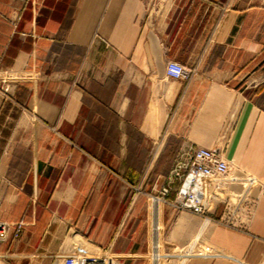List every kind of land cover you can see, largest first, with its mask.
I'll list each match as a JSON object with an SVG mask.
<instances>
[{
	"label": "crops",
	"instance_id": "1",
	"mask_svg": "<svg viewBox=\"0 0 264 264\" xmlns=\"http://www.w3.org/2000/svg\"><path fill=\"white\" fill-rule=\"evenodd\" d=\"M189 147L231 169L203 216L151 200ZM0 222V264H262L264 0H0Z\"/></svg>",
	"mask_w": 264,
	"mask_h": 264
},
{
	"label": "built area",
	"instance_id": "2",
	"mask_svg": "<svg viewBox=\"0 0 264 264\" xmlns=\"http://www.w3.org/2000/svg\"><path fill=\"white\" fill-rule=\"evenodd\" d=\"M189 74L190 72L178 63L166 64L165 75L169 78L182 80L187 79ZM230 170V165L223 159L219 149L189 147L187 150L180 151L174 160L167 177L168 186L161 189L160 196H152L151 200L156 208L160 202H166L173 210L203 216L207 199L221 201L220 193L227 184ZM175 182L177 184L173 198L167 201V194L172 190ZM250 215L249 206L235 208L227 201L220 221L226 225L240 226L244 223L242 217L247 220ZM154 229L158 232L159 227L155 225ZM8 231L9 224L0 222V242L6 240ZM159 250L160 243L156 238L150 252V261L154 264L161 258ZM104 263L112 264L110 260L103 258L102 264Z\"/></svg>",
	"mask_w": 264,
	"mask_h": 264
},
{
	"label": "rangeland",
	"instance_id": "3",
	"mask_svg": "<svg viewBox=\"0 0 264 264\" xmlns=\"http://www.w3.org/2000/svg\"><path fill=\"white\" fill-rule=\"evenodd\" d=\"M176 184H177V183L175 182L174 186H176ZM174 186H173V187H174ZM160 264H168V263H166V262H162V261H161ZM171 264H172V263H171Z\"/></svg>",
	"mask_w": 264,
	"mask_h": 264
}]
</instances>
